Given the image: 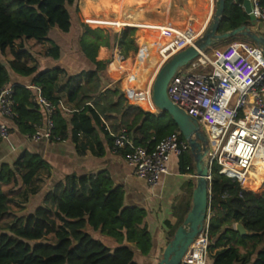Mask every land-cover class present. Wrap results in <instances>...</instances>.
<instances>
[{"label": "trees", "instance_id": "16d2710c", "mask_svg": "<svg viewBox=\"0 0 264 264\" xmlns=\"http://www.w3.org/2000/svg\"><path fill=\"white\" fill-rule=\"evenodd\" d=\"M77 2L0 0V54L10 58L8 68L20 77L35 76L32 86L39 87L42 96L52 104L61 101L56 93L57 82L60 75L65 77L66 103L74 110L66 113L56 108L51 117L54 136L61 142L70 137L83 153L86 148L80 146V136L94 137L95 126L104 128L101 118L119 120L136 146H145L151 139L157 142L178 131L166 113H150L138 106L123 105V93L114 85L107 86L111 83L104 75L105 63L95 60L100 47H117L126 55L131 51L136 53L135 30L125 29L110 36L91 29L83 23ZM260 5L264 8V0ZM82 10L84 18L94 23L99 11L93 10L89 3H84ZM119 12L117 7V26L133 27L140 20V13L128 11L121 15ZM73 18L78 28L71 40L84 62L81 71L71 76L60 67L38 72L36 56L53 61L61 57L58 43L62 40L50 39V31L57 29L70 34ZM253 25L233 0H225L219 34ZM240 38L253 44L235 37L218 45ZM105 55L102 51L101 57ZM136 70L132 72L136 74ZM82 79L84 84H80ZM8 83V69L0 61V89ZM13 91L17 115L14 122L21 133L31 135L34 126L45 121V113L34 101V90L15 85ZM179 163L183 173L187 167L190 172L194 170L191 153L181 155ZM45 169L46 163L28 152H23L12 166L0 165V264H138L136 255L149 254L151 237L144 225L145 211L125 206L123 190L113 185L105 171L64 177L44 195L41 206L23 214L29 198L38 193L35 179ZM218 171L213 167L210 184L208 254L212 264H264V191L255 197L263 186L250 194L236 180L225 178ZM189 210L190 204L175 225L165 222L168 241ZM236 224L243 226L246 236L234 230Z\"/></svg>", "mask_w": 264, "mask_h": 264}, {"label": "built area", "instance_id": "2783aa9c", "mask_svg": "<svg viewBox=\"0 0 264 264\" xmlns=\"http://www.w3.org/2000/svg\"><path fill=\"white\" fill-rule=\"evenodd\" d=\"M261 1L249 0V17L256 25L264 26ZM233 4L243 10V0H233ZM204 29L196 33L189 28L161 29L162 38L166 41L157 54L163 64L175 54L193 46ZM212 48L199 52L194 60L173 75L167 85V96L201 126L207 137L206 179L209 187L212 169L217 167L219 175L236 180L240 188L248 192L245 184L253 182L251 174L255 173L258 165L264 170V55L255 45L242 41L232 42L221 49ZM147 53L137 51L138 57H144ZM117 55L124 60L119 52ZM116 57L114 50L111 62H115ZM144 61L148 63L146 57ZM13 86L4 85L0 89L1 114L9 119L17 116ZM27 89L35 91L34 101L46 116L42 124L34 126L33 134L27 138L34 142H61L54 136L51 117L56 108L68 113L64 103L48 102L39 87ZM102 123L112 140L113 152L127 150L126 163L133 175L145 181L151 189L168 174L167 164L172 157L191 153L178 131L157 142L151 139L145 146H136L124 130L115 134L105 122ZM7 135V127L0 125V138ZM186 172L195 180L194 170L190 172L187 167ZM208 223L209 213L201 233L191 246V252L186 253L189 254L188 259L185 260V255L182 263L205 264L210 242Z\"/></svg>", "mask_w": 264, "mask_h": 264}, {"label": "crops", "instance_id": "0c3cea01", "mask_svg": "<svg viewBox=\"0 0 264 264\" xmlns=\"http://www.w3.org/2000/svg\"><path fill=\"white\" fill-rule=\"evenodd\" d=\"M144 2H146V0H144ZM207 2H210V0H207ZM132 3H135L134 0H132ZM142 4L143 3L140 5ZM145 10L147 9L143 8L140 11ZM128 11L131 10H127V12ZM253 24L254 25L250 28L252 31L264 34L263 25H256L254 22ZM95 29L100 30L101 28ZM67 36L68 34L59 39L62 40V43H58L61 48V57L59 60L53 61L42 56H36L35 59L38 64V72L60 67L67 75L71 76L81 71L84 62L81 56L76 53L75 45H72V43L66 38ZM141 44L142 43H140V45ZM143 46L146 45L142 44L140 48L135 47L138 51V49L141 50V47ZM114 50L109 53L105 47H100L96 53L95 60L97 62H103L101 52L105 51L107 52L105 65H108L111 63V56ZM115 51L121 54L119 49H116ZM133 56H137L138 58V55ZM123 59L126 60V57L123 56ZM0 61L8 69L9 83L6 85H21L26 88L32 87L31 81L35 76L20 77L13 73L8 68L10 58L7 56H2L0 54ZM136 75L143 77L146 76L144 73H141L140 70ZM60 76L57 82L56 93L64 103L68 113H71V111L74 110V107L66 103L65 89L63 88L65 77L64 75ZM80 82V84H84L83 79ZM117 82L120 83V81ZM111 83L112 84H108L107 86L113 85V82ZM119 90L124 96L123 105L138 106L143 111L151 110L144 108L146 106L138 104L136 101L132 102L133 104H130V97H135L136 94L128 93V96H126L125 90L122 88ZM88 106L93 108L91 103H89ZM42 111L44 112V110ZM110 116L117 117L116 114ZM101 122H105L109 129L115 134L123 130L119 120L114 122L101 118ZM0 125H5L8 130L7 137L3 139L0 138V165L5 164L12 166L23 152L38 156L47 165V169L40 171L35 179V185L38 186V193L29 198L28 203L25 206V215L32 213L37 207L41 206L44 195L51 190L55 184L62 181L64 177L71 174L83 176L105 171L113 185L115 187H120L123 190L125 206L140 208L146 213L144 225L151 237V250L146 257L136 255V262L138 264H158L160 262L163 251L169 242L167 239V229L164 224L165 222H169L173 226L177 219L182 216L186 205L190 204L191 206L192 193L195 187V180L190 178V174L181 171L179 157H172L169 160L167 164L168 174L164 175L160 179L158 185L151 189L145 181L133 175L131 168L126 163V156L128 154L127 150H119L116 153L113 152L112 144L110 142L111 138L108 136L104 128L100 126H95L94 137L86 138L80 136V146L86 148L83 153H80L77 149V145L71 142L70 137L62 142H46L43 140L34 142L28 139L27 134L20 132L14 119L4 117L1 114V110ZM205 264H212V259L209 257V254Z\"/></svg>", "mask_w": 264, "mask_h": 264}, {"label": "rangeland", "instance_id": "374dc122", "mask_svg": "<svg viewBox=\"0 0 264 264\" xmlns=\"http://www.w3.org/2000/svg\"><path fill=\"white\" fill-rule=\"evenodd\" d=\"M134 2L135 3H130L127 0H78L77 6L83 23L88 24L92 29L101 28L103 32L110 36H113L115 33H120L125 29H134V45L138 48H140L142 44L146 45L141 47L142 51H148L144 57L137 58V56H133L137 55V52L135 53L131 51L126 55L123 51L119 50L122 53V56L126 57V60H123V64L120 67L121 69H116L111 63H109L106 65L104 75L110 83L113 82L115 87L125 90L126 96H128V93L136 94L135 97H130L131 102L136 101L138 104L146 106L144 108L152 109L153 106L149 94L151 92L153 80L163 64L162 59L158 57L157 51L166 41L162 38L160 33L161 29L168 30L182 27L189 28L195 33L200 31L212 20L215 0H210V2H207V0H146V2H144V0H134ZM84 3H89L93 10L99 11L98 17L93 19L94 23H90L84 18L82 10ZM141 3L143 4L140 5ZM117 7L120 9L119 14H124L127 10H131V14H137L143 8L147 10L140 11L141 16L138 23H135L133 27L126 28L117 26L119 25V22L116 18H113L116 17V14L113 12L116 11ZM77 28L76 19L73 18V28L71 29L70 34L66 37L70 43H72L71 37L77 34ZM62 36H66V34L61 33L57 29H52L49 33V38L54 41H59L58 39ZM238 41L248 43L241 38L238 39ZM140 43L142 44L140 45ZM226 45L216 44L212 49H221ZM106 49L110 53L112 50L118 48ZM211 51L212 50H209V52ZM116 53L117 51H115V54ZM106 57L107 52L105 56L101 57L103 58L104 63H106ZM145 57L148 58V63L144 61ZM136 65H138L137 70L135 69ZM134 70H136V73L140 70V72L144 73L146 76H137L132 72ZM117 81H120V83ZM103 85L105 84L103 83ZM151 113H155V111ZM245 187L248 188L247 190L250 194L259 189L251 183H248L247 186L245 184ZM263 191L255 197H260ZM25 210L26 207L24 208V211ZM24 211L22 212L23 214H25ZM177 222L178 219L175 224Z\"/></svg>", "mask_w": 264, "mask_h": 264}, {"label": "water", "instance_id": "95a60500", "mask_svg": "<svg viewBox=\"0 0 264 264\" xmlns=\"http://www.w3.org/2000/svg\"><path fill=\"white\" fill-rule=\"evenodd\" d=\"M225 0H215L214 14L211 22L193 44L172 56L158 70L151 87L150 99L155 113H166L176 125L178 132L187 142L193 157L195 187L192 193L190 210L183 223L177 228L172 239L166 245L158 264H181L189 248L202 231L207 220L210 202V187L208 176V141L201 126L181 109L175 106L167 96V85L173 75L194 60L199 52L206 51L216 44L235 37H243L251 41L264 55V36L242 26L230 32L219 34L218 26L223 14ZM249 0H243V11L250 15ZM149 112V111H148ZM151 113V112H150ZM234 230L240 236L247 233L241 224H236Z\"/></svg>", "mask_w": 264, "mask_h": 264}, {"label": "bare ground", "instance_id": "6f19581e", "mask_svg": "<svg viewBox=\"0 0 264 264\" xmlns=\"http://www.w3.org/2000/svg\"><path fill=\"white\" fill-rule=\"evenodd\" d=\"M116 61L115 62H111V64L113 65V67H115L116 69H121L120 67L122 66L123 64V61L120 60L118 58V55L116 53ZM130 102V101H129ZM132 103V102H130ZM133 104V103H132ZM153 106V105H152ZM147 111H151V112H154V107L151 109V110H147ZM251 178L253 180V182L251 184H254L256 188H260L263 186V182L262 181L264 179V170H261V165H258L257 168L255 169V173L251 174ZM248 183H246V186H247ZM192 250V247L189 248V252H191ZM189 257V254L185 256V260H187Z\"/></svg>", "mask_w": 264, "mask_h": 264}]
</instances>
